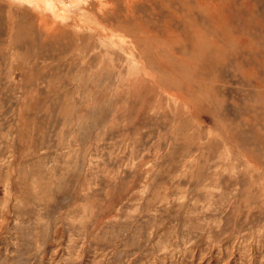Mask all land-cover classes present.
<instances>
[{
  "label": "rangeland",
  "instance_id": "374dc122",
  "mask_svg": "<svg viewBox=\"0 0 264 264\" xmlns=\"http://www.w3.org/2000/svg\"><path fill=\"white\" fill-rule=\"evenodd\" d=\"M105 1L0 0V264H264V0Z\"/></svg>",
  "mask_w": 264,
  "mask_h": 264
},
{
  "label": "bare ground",
  "instance_id": "6f19581e",
  "mask_svg": "<svg viewBox=\"0 0 264 264\" xmlns=\"http://www.w3.org/2000/svg\"><path fill=\"white\" fill-rule=\"evenodd\" d=\"M59 0H9V3L13 5V7L15 6L16 9H20L21 6L23 5H28L30 7H32V9H34V11L37 9L38 11L41 10V7H45L49 10V12L52 13H61L63 12V10L65 11H69L68 6H63V4H61V2H58ZM70 1V0H69ZM77 1L78 4L82 5L84 3H87L89 0H75ZM99 1V0H98ZM65 2V1H64ZM73 3V2H72ZM76 3V4H77ZM71 4V3H70ZM99 4L101 6H104L106 4L105 0H100ZM131 4V3H130ZM72 6V4H71ZM84 5L81 6L80 9H83ZM106 7V6H105ZM23 8V7H22ZM102 8V7H101ZM15 9V8H14ZM27 9V8H26ZM46 9V10H47ZM12 10V9H11ZM78 10V9H77ZM15 11V10H14ZM78 12V11H77ZM81 12V11H80ZM44 13V12H43ZM64 13V12H63ZM68 13V12H66ZM69 14V13H68ZM23 15V14H22ZM41 15V14H40ZM70 15V14H69ZM63 16V15H62ZM73 16V15H72ZM71 16V17H72ZM47 17V16H46ZM64 17V16H63ZM66 17V16H65ZM64 17V19H65ZM39 19V18H38ZM61 19V18H60ZM56 21V20H55ZM64 22V21H63ZM39 26V25H38ZM105 26V25H104ZM106 27V26H105ZM107 29V28H106ZM141 29V28H140ZM148 30V29H147ZM139 31V30H138ZM24 32V31H23ZM41 32V31H40ZM45 32V29H44ZM18 36V35H17ZM20 38V37H19ZM154 38V37H153ZM24 39V38H23ZM150 39V38H149ZM152 44V43H151Z\"/></svg>",
  "mask_w": 264,
  "mask_h": 264
}]
</instances>
